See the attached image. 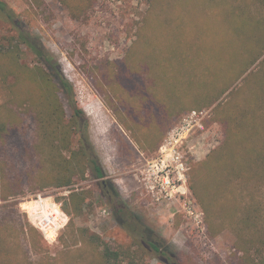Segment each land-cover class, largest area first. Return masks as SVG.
Returning a JSON list of instances; mask_svg holds the SVG:
<instances>
[{"label":"rangeland","instance_id":"374dc122","mask_svg":"<svg viewBox=\"0 0 264 264\" xmlns=\"http://www.w3.org/2000/svg\"><path fill=\"white\" fill-rule=\"evenodd\" d=\"M0 4V264H103L100 245L120 264H248L264 245V29L245 47L221 32L230 6L264 24V0ZM23 37L72 85L104 178L76 173L68 100ZM229 37L212 63L205 46Z\"/></svg>","mask_w":264,"mask_h":264},{"label":"trees","instance_id":"16d2710c","mask_svg":"<svg viewBox=\"0 0 264 264\" xmlns=\"http://www.w3.org/2000/svg\"><path fill=\"white\" fill-rule=\"evenodd\" d=\"M1 8V4H0ZM240 7H235V6H230L228 7V15H227V20L225 23L229 22V26H226V31H222L221 34L227 33L231 37L232 31L236 33L238 39L240 40L241 46L243 43L242 47L247 46L248 42V26L251 27L250 31L254 32H260L261 30L264 29V24L263 22L259 20H255L254 18L248 19V11L247 8L239 10ZM9 17H12V14L10 13ZM234 22V28H232V24ZM228 38L226 40L222 39L219 44L216 45L214 48V45H209L205 46L207 50H209L210 55L209 59L212 63H224L225 60V53L224 49L227 48L229 45L232 44L231 38ZM23 42L27 44V46L30 48V50L33 51V53L39 58L41 62H43L47 68L50 70V74L52 75L51 77L53 78L54 85L58 88V92H61L63 95L68 100L70 109H71V119H70V124L69 127L74 133H77L78 138H76V143L78 145V149L75 152H71L72 155V164H74V169L76 170V173H81L84 175L86 171H91L93 176L96 179H102L104 178V173L101 168L100 163L98 162L96 156L93 154V149L92 146L89 142L88 135H87V130H88V121L87 118L82 111L81 108H79L72 85L68 82V80L63 76L61 69L57 65V63L54 61V59L50 56H48V52L45 50L41 49L39 50L36 45L33 43V38H22ZM238 40V41H239ZM256 39L255 41H257ZM247 64H245L246 67ZM230 85V83H229ZM226 89L228 88V85L225 87ZM58 103H60L58 101ZM53 112L52 114L56 115L57 118L58 116L60 117V125L62 128H67V125H64L62 120L65 116V110L62 107L61 104L54 105L52 107ZM59 114V115H58ZM62 122V123H61ZM264 149V148H263ZM76 163H75V162ZM108 185V191L112 190L114 193L111 191L110 195L111 197L109 198L108 195L106 194V190L103 189L102 183H100V189H101V195L102 197L106 198L107 201L112 202V204L117 203V206L123 207L121 202H119L117 199L119 197L118 193L113 190V186L111 183L105 182ZM59 187L62 186H69L71 184L70 177L65 178L63 182L59 183ZM74 195L72 194V198ZM79 196V195H78ZM116 205H112L113 211L115 212V215L117 212ZM97 241V240H94ZM149 245V248L156 253H160V245L158 242H147ZM102 253H101V260L103 264H120L119 260V255L112 251L109 247L107 246H101ZM264 245H254L252 246V253L251 255L248 253V257L246 259L248 260V264H264Z\"/></svg>","mask_w":264,"mask_h":264},{"label":"flooded vegetation","instance_id":"af4514ba","mask_svg":"<svg viewBox=\"0 0 264 264\" xmlns=\"http://www.w3.org/2000/svg\"><path fill=\"white\" fill-rule=\"evenodd\" d=\"M102 187H103V189L106 190V194L111 197V195H110L111 192L108 191V185L105 182H102ZM125 226H127V225H125ZM139 238H141V237L139 236Z\"/></svg>","mask_w":264,"mask_h":264},{"label":"built area","instance_id":"2783aa9c","mask_svg":"<svg viewBox=\"0 0 264 264\" xmlns=\"http://www.w3.org/2000/svg\"><path fill=\"white\" fill-rule=\"evenodd\" d=\"M199 115H201V113ZM191 117H198V116H197L196 112H193Z\"/></svg>","mask_w":264,"mask_h":264},{"label":"bare ground","instance_id":"6f19581e","mask_svg":"<svg viewBox=\"0 0 264 264\" xmlns=\"http://www.w3.org/2000/svg\"><path fill=\"white\" fill-rule=\"evenodd\" d=\"M55 213H57V210L56 211H54Z\"/></svg>","mask_w":264,"mask_h":264}]
</instances>
